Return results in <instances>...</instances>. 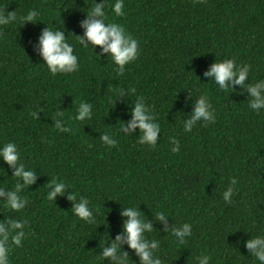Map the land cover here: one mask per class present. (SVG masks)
Returning <instances> with one entry per match:
<instances>
[{
	"label": "trees",
	"instance_id": "16d2710c",
	"mask_svg": "<svg viewBox=\"0 0 264 264\" xmlns=\"http://www.w3.org/2000/svg\"><path fill=\"white\" fill-rule=\"evenodd\" d=\"M114 3L105 0V22L122 25L138 42L137 58L122 74L99 46L93 51L74 37L83 35L80 22L94 0H0V12L16 14L0 25V146L14 143L19 162L37 174L19 193L23 209L0 199V223L24 222L19 245L9 233L7 264H111L100 254L122 236L123 207L153 224L144 235L159 241L154 255L162 264H198L201 256L208 264H260L244 243L264 235V109H250L241 86L220 90L204 72L231 59L248 66L246 84L264 80V0H123L122 16L112 11ZM29 11L37 13L34 23H23ZM47 26L64 31L78 71L53 75L43 64L35 49ZM201 95L214 122L187 130ZM138 97L160 125L155 148L139 143V129L120 132ZM82 102L92 105V115L78 121ZM56 120L70 131L58 130ZM105 133L114 146L99 140ZM51 180L63 181L76 202L85 197L93 220L71 212L70 192L48 201ZM16 183L0 160V189ZM160 211L169 229L190 224L183 243L155 219ZM120 247L126 264H139L123 239Z\"/></svg>",
	"mask_w": 264,
	"mask_h": 264
},
{
	"label": "clouds",
	"instance_id": "9594fccd",
	"mask_svg": "<svg viewBox=\"0 0 264 264\" xmlns=\"http://www.w3.org/2000/svg\"><path fill=\"white\" fill-rule=\"evenodd\" d=\"M124 7L123 0H115L112 6V11L116 16H122ZM37 13L29 11L25 16L21 17L23 23L35 20ZM105 0L102 3H97L94 0V6L88 9L86 18L80 22V27L83 29L82 36H74L77 42L84 46H92L94 51L96 46H99L101 55L107 54L111 56L113 63L117 66V72L122 74L124 68L131 61L135 60L138 55V42L129 35L122 25L117 23H106ZM16 19L15 12H7L5 15L0 12V25L8 24ZM37 55L42 58L49 72L53 75L57 73H73L78 71V57L74 54L73 45L68 42L64 31L52 30L48 26L45 27L38 38V45L35 49ZM100 57L99 55H97ZM249 74L247 65L243 67L236 66L234 60L224 59L220 62L213 63L209 71L204 72V76L219 87L220 90L233 89L234 85H239L249 93L248 105L249 108L259 112L264 109V80L258 81L255 84L245 83ZM123 96V93H121ZM92 105L86 102L79 104L75 119L83 121L91 119ZM39 112L33 113L34 118H37ZM131 120L127 123H122L120 132L124 135H132V132L139 129V143L147 144L153 148L157 145V140L161 132L160 125L155 122V116L151 114L149 108L143 103L142 98H137L132 111L130 113ZM198 121L214 122V114L211 110V105L207 98L201 95L196 98L194 112L184 122V128L191 130L194 124ZM55 126L62 132L70 131L69 128L63 126L61 120L55 121ZM99 140L105 145L112 147L116 141L107 133L99 135ZM173 147L171 151H179V144L173 139ZM0 160L6 163L12 170V177L17 178V183L11 191L0 189V199L4 200L7 207L12 210L19 211L23 209L27 203L26 199L21 197L19 193L26 186L35 184L37 174L29 169H26L24 164L19 162V154L14 143H7L0 146ZM49 191L46 194L48 201H55L58 195H63L65 192H70L68 199L73 202L71 212L82 220L91 222L93 220L92 210L89 208V201L81 196L79 202H76V195L67 190V185L63 181L51 180ZM236 180H231V185H235ZM233 193V188L229 186L222 193L223 200L230 202ZM140 210L133 207H123L121 216L126 217L122 229V236H117L115 241L102 248L101 258L107 259L111 264H126L128 253L123 251V255L118 256L117 252L121 248V241L128 245L136 256L139 257V264H162L159 256L154 255V250L159 247L158 240H148L144 233L151 232L153 224L146 221ZM155 219L165 224V230L170 232L177 238L180 243L184 242L185 237L191 235V226L189 223H184L181 226H172L168 228L167 221L169 219L167 213L160 211L156 213ZM24 222L11 220L6 223H0V264H7V248L6 242L9 239V233L14 231L11 236V242L19 245L21 239L25 235ZM245 248L250 254L255 257L260 264H264V235L251 237L244 243ZM198 264H208L209 257H198Z\"/></svg>",
	"mask_w": 264,
	"mask_h": 264
}]
</instances>
